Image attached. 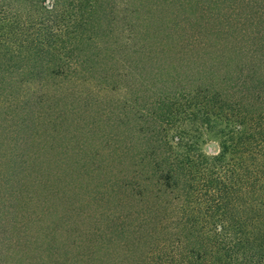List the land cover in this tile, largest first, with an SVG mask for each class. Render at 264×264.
I'll list each match as a JSON object with an SVG mask.
<instances>
[{
  "label": "trees",
  "instance_id": "obj_1",
  "mask_svg": "<svg viewBox=\"0 0 264 264\" xmlns=\"http://www.w3.org/2000/svg\"><path fill=\"white\" fill-rule=\"evenodd\" d=\"M101 6L99 0H0V96L3 90L11 88L10 82H16L5 71H13L9 69L11 62L17 64L16 54L23 50L28 55L52 54L50 59L57 71L67 76L88 69L92 53L80 55V46H96L94 34L88 31L105 19L103 14L107 11L99 12ZM106 24L111 35L114 27L110 28V19ZM168 40L169 36L161 38V45L164 46L163 41L169 44ZM137 42L136 35L128 32L116 37V46L111 45L127 50L130 57L122 61L112 55L110 60L117 77V67L121 66L128 78V92L135 95L121 99L128 113L132 104H140L138 96L142 94L134 91L136 82L144 83L130 64L142 59L136 50ZM159 42L153 44L160 45ZM120 43L124 49L118 47ZM163 51L154 50L159 58ZM231 51L237 57L243 56L236 48ZM263 55L252 58L248 64L238 63L235 75L228 69L224 76H219L212 64L205 61L204 68L199 69L206 73L199 72L197 79H186L183 84L180 81L174 88L168 87L176 82V75L172 76L175 81L160 82L162 88L150 93L127 120L131 138L136 142L131 163L125 162L131 155L119 146L122 131L119 132L116 120L102 119L99 126V120L84 122L83 141L70 152L79 156L73 163L79 179L71 184L76 197L94 180L97 166L92 165V156L82 160L81 154H87L84 146L91 149L96 137L110 149L108 165L123 164L125 169L107 173L105 180L90 186L92 190L98 188L91 198L95 200L94 211L82 208V219L88 217L94 223L106 219L111 226L99 233L81 231L74 244L77 251L68 247L64 250L67 264H264V120L263 115L255 112L249 95L256 93L260 98V92H264V74H256L264 69ZM167 59L164 56L161 70L170 68L171 61L168 63ZM230 59L231 63L238 60ZM19 60H24V54ZM19 69L24 72L22 66ZM158 78L163 81V76ZM191 80L198 82L195 87L190 86ZM191 104L196 106L189 109ZM181 113L191 116L193 126L173 130L168 124L181 117ZM103 125L108 126L107 131L102 132ZM190 130L198 132L193 134ZM204 133L218 141L215 150L200 148ZM81 178L87 180L86 184ZM103 200L113 206L100 210L99 202ZM136 204L143 208L117 211L118 205ZM51 230L47 239L52 237L50 241L57 243L58 234L49 236ZM161 230V249L146 247L160 237ZM90 233L95 235L92 243ZM65 246L58 242L57 249ZM109 246L117 250L111 262ZM45 249L49 259L55 258L49 247ZM14 264H25L24 256L17 254Z\"/></svg>",
  "mask_w": 264,
  "mask_h": 264
},
{
  "label": "rangeland",
  "instance_id": "obj_2",
  "mask_svg": "<svg viewBox=\"0 0 264 264\" xmlns=\"http://www.w3.org/2000/svg\"><path fill=\"white\" fill-rule=\"evenodd\" d=\"M99 2L102 3L99 12L106 10L107 14H103L105 19L88 31L94 34L96 46L83 43L79 51L80 55L92 53L88 69L67 76L57 71L54 61L50 59L52 54L28 55L23 50L16 54L18 65L11 60L13 66L9 69L13 71H5L6 76L14 77L16 82H10L11 88L3 90L0 96V264H14L17 254L24 256L25 264H48L53 261L67 264L64 250L68 247L72 252L77 251L74 244L81 231L99 233L107 231L111 226L106 219H99L97 223L89 221L88 217L82 219L84 213L80 212L82 208L90 213L94 211L95 200L91 201V198L98 192V188H90L94 182L105 180L107 173L125 169L123 164L108 165L110 149L99 137H96L91 149L84 146L86 155L81 154L82 160L92 156V165L97 166L93 171L96 172L94 180L83 189L82 195L76 197L71 190V184L79 179V171L73 164L79 160V156L70 152L73 146L83 141L84 122L99 120V126L102 119L116 120L119 132L122 131L119 146L131 155L125 160L131 163L135 159L133 152L136 142L131 138L127 120L131 118V111L136 112L138 107H142L143 100L148 99L150 93L162 88L160 82H167L176 75L177 80H171L176 82L168 87L174 88L180 81L183 84L186 79H197L199 72L206 73L204 69H199L204 68L205 63L202 65V62L205 61L208 65L212 64L219 76H224L228 69L235 75L238 73V63L248 64L252 58L264 53V0ZM109 19L110 28L114 27L111 35H108L110 29L106 24ZM128 32L136 35V50L142 56L140 60L129 62L144 80V83L138 80L135 84L134 91H140L142 95H137L139 102H136L140 104H132L131 111L128 109L130 113L122 107L124 104L121 99L135 95L128 92V78L123 74L121 66L117 67V77L111 65L112 55L122 61L130 58L127 50L111 47L116 46V37L121 38L122 34ZM112 35H115L114 38ZM168 36L170 46L163 41L164 47L161 38L163 40ZM157 40H160V45L153 44ZM226 40L228 43H224ZM122 44L118 47L124 49ZM151 45L155 52L164 50L160 58ZM232 48H236L240 54L242 52L243 56H235ZM23 54L24 60H19ZM199 54L201 58H197ZM164 56H168L167 62L171 61L167 70H161ZM230 57L238 60L231 63ZM74 62L73 65L76 64ZM21 66L23 73H20ZM256 74H264V69L258 70ZM159 76H163V81ZM191 81L192 87L198 83ZM260 93V98H257L256 93L249 95L255 112L263 115L264 120V92ZM193 106L196 105L191 104L189 109H193ZM86 108L87 111H84ZM190 117L189 114L176 117L168 126L173 130L180 129V126L190 129L193 126ZM107 130L108 126L103 125L102 132ZM190 132L195 134L198 130ZM202 138L200 148L215 150L218 147L215 137L204 133ZM81 181L83 184L87 182L85 178H81ZM99 203L100 210L113 206H109L106 200ZM136 208L143 206L118 205L117 211ZM53 227L55 229L51 230ZM49 230V236L52 233L58 234L57 243L50 241L52 237L47 239ZM140 234L137 233L136 237ZM163 234L161 230L160 237L146 247L161 249ZM88 235L90 243L94 242L95 235ZM58 242H64L66 246L58 250ZM46 247H49L55 258L49 259ZM116 251L115 247L111 249L109 246L110 262ZM39 258L41 260L37 261ZM127 260L129 263L132 261L130 258Z\"/></svg>",
  "mask_w": 264,
  "mask_h": 264
}]
</instances>
